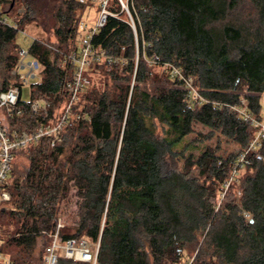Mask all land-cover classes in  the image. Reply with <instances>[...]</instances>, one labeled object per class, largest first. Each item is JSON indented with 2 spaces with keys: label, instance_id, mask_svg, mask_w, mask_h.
Listing matches in <instances>:
<instances>
[{
  "label": "trees",
  "instance_id": "trees-1",
  "mask_svg": "<svg viewBox=\"0 0 264 264\" xmlns=\"http://www.w3.org/2000/svg\"><path fill=\"white\" fill-rule=\"evenodd\" d=\"M15 1L0 0V15L10 14ZM19 1L21 29L36 22L55 36H37L32 46L42 69L30 93L47 99L50 123L68 99L64 85L73 66L61 52L78 47L83 5ZM109 1L117 15L108 16L93 43L115 60L88 66L90 84L75 104L86 117L69 119L59 143L50 146L44 136L18 150L29 163L17 170L16 157L12 165L0 250L22 264H41L47 235L68 214L72 220L59 229L60 238L100 239L97 264L191 258L192 264H264V137L234 174L258 130L235 107L245 100L252 116L264 119V0H128L135 28L119 0ZM17 35L0 23L5 70L18 58ZM155 55L160 62L150 61ZM163 62L193 76L208 101L190 105L186 88ZM2 83L0 91L9 86ZM21 104L24 112L3 122L32 131L39 118L29 101ZM214 138L216 145L194 152ZM39 238L48 242L38 252ZM58 264L89 263L60 257Z\"/></svg>",
  "mask_w": 264,
  "mask_h": 264
},
{
  "label": "built area",
  "instance_id": "built-area-1",
  "mask_svg": "<svg viewBox=\"0 0 264 264\" xmlns=\"http://www.w3.org/2000/svg\"><path fill=\"white\" fill-rule=\"evenodd\" d=\"M123 8L129 9L123 0H119ZM108 0L103 1L102 9L93 26L87 28V23L79 22V28L84 31L83 41L77 48L71 49L63 54V62L73 66L72 78L64 85L67 90L68 99L63 105L54 120L48 123L49 120V103L42 95H34L29 101L30 109L33 114L37 115L38 124L32 130L25 129H9L2 119L6 117L19 116L24 112L23 105V89L31 87L38 83L41 79V63L32 53L33 44L38 41V37L30 34L27 30L21 29L18 25V18L12 17L10 14L0 15V23L15 28L18 32H22L28 39V46L18 47V58L15 65L11 69V74L15 78L13 83H10L6 90L0 91V112L3 113V118H0V210L4 204L11 198V193L7 189L6 184L12 170V165L17 157L19 149L26 147L34 141H38L41 137H49L50 146H54L62 139V131L66 123L71 118L84 119L86 117L84 111L75 109V104L79 100L80 93L90 84V78L86 73L88 66L93 62H104L110 65L115 57L94 45L93 37L95 33L103 27L109 15H117L112 13L107 8ZM129 23L135 28V21L129 15ZM137 34L135 32V40L137 42ZM153 63L160 62L158 56H153L150 60ZM162 68L169 73L173 78L180 80L187 90V101L190 105L195 103L207 102L206 99L197 89L194 77L187 76L183 71L168 62L162 63ZM243 107H235L241 116L251 124L258 127L255 137L250 142L249 147L239 157L235 164L234 174L243 165L249 163L247 152L255 149L261 138L264 137V119L259 120L252 116L247 110L246 101L243 100ZM233 174V175H234ZM232 179V178H231ZM230 179V180H231ZM63 226L61 220H58L57 227L54 233L50 235L51 240L45 247L41 264H58L60 257L71 259L74 261L86 262L89 264L98 263V255L100 250V239L97 241H89L85 237H72L65 241L59 236V229ZM193 258L187 260L183 264H192ZM0 264H22L11 258L0 250Z\"/></svg>",
  "mask_w": 264,
  "mask_h": 264
},
{
  "label": "rangeland",
  "instance_id": "rangeland-1",
  "mask_svg": "<svg viewBox=\"0 0 264 264\" xmlns=\"http://www.w3.org/2000/svg\"><path fill=\"white\" fill-rule=\"evenodd\" d=\"M79 1L83 5V8L80 11V16H81L80 22L83 21V22L87 23V26H88L87 28H89L90 26H93L94 23L96 22L98 15L102 9L103 1H105V0H79ZM123 1L127 5L128 0H123ZM109 3H110V1L108 0L107 4L109 5ZM121 6H122V4H121ZM122 9L125 10V12L128 16L130 15L129 9L123 8V6H122ZM24 12H25L24 5L19 0H17V1H15L14 7L11 10L10 15L14 18L17 17L19 19V18H21V16L23 17ZM24 29L27 30L30 34H33V35L38 36L40 38L45 37L47 39L48 38L52 39V40L55 39V36H54L52 31H45L41 26L37 25L36 22H31V23L26 24ZM83 34H84V31L79 28V33L76 37V43H78V45L83 41ZM16 43H18L21 46H28L29 39L22 32H18V35L16 38ZM73 43L70 45V49L75 46V44H73ZM10 53H16V49H11ZM3 56L0 54V88L2 87V84H3L2 82L4 79H6L9 84L13 83L15 81V78L11 74V70H5V61H4V63L2 62ZM62 65H64V63ZM157 71H158V69H157ZM30 98H31L30 88L26 87L23 89V100H25V101L30 100ZM6 123H8V124L10 123L9 119H7ZM199 130L203 131L204 133L208 132V129L201 128V127L198 128V131ZM196 134H197V132L194 133L193 135H191V137H194ZM216 143H217V139H215V138L212 140H206L205 142H202L200 144V146H194L193 150L196 154H198L204 145H213L214 146V145H216ZM222 147L223 148H226V147L227 148H233L234 145L233 144H227L226 142H223ZM28 163H29V159L27 158V153H25V151H22L21 153H19L17 160H16V164H15L17 170H22V169L26 168ZM241 172H242V174H244V171L241 170ZM241 172H240V174H241ZM70 204H71V206H70L69 211L73 213V211L75 210V205H74L75 199L74 198H72V202ZM59 219L61 220V223H63V226L66 224V222H68V221L71 222V220H72L68 214L65 216H60ZM50 235H47L48 238H50ZM89 241H91V240H89ZM47 242L48 241H44L43 238H39V242L37 245V251L38 252L40 250L42 251V248L45 246V244Z\"/></svg>",
  "mask_w": 264,
  "mask_h": 264
},
{
  "label": "crops",
  "instance_id": "crops-1",
  "mask_svg": "<svg viewBox=\"0 0 264 264\" xmlns=\"http://www.w3.org/2000/svg\"><path fill=\"white\" fill-rule=\"evenodd\" d=\"M0 118H3V113H0ZM4 122H6V119H2Z\"/></svg>",
  "mask_w": 264,
  "mask_h": 264
}]
</instances>
